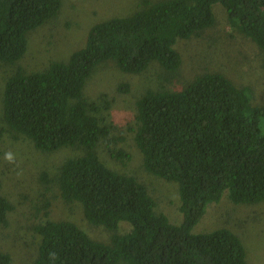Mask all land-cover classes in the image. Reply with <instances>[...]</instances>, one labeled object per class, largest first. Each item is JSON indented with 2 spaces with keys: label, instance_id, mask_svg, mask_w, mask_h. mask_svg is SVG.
<instances>
[{
  "label": "trees",
  "instance_id": "16d2710c",
  "mask_svg": "<svg viewBox=\"0 0 264 264\" xmlns=\"http://www.w3.org/2000/svg\"><path fill=\"white\" fill-rule=\"evenodd\" d=\"M215 4L225 9L229 26L258 47L264 68V0H142L135 12L93 25L84 46L66 62H53L43 72L17 70L7 79L2 116L12 135L43 153L82 150L59 168L62 200L79 203L94 226H131L103 244L74 223L45 221L33 227L40 237L34 264H248L242 241L229 229H192L225 194L235 205L264 201V107L251 104L250 88L206 73L179 91L147 90L137 100L134 143L147 173L177 184L179 225L155 211L144 185L99 160L96 147L110 128L91 114L97 107L82 93L92 70L105 61L126 74H140L152 62L176 72V42L211 28ZM60 6L61 0H0V61L18 62L27 34L54 18ZM108 152L120 163L130 158L122 150ZM41 180L50 182L46 173ZM12 209L0 193V226ZM10 263L0 252V264Z\"/></svg>",
  "mask_w": 264,
  "mask_h": 264
},
{
  "label": "rangeland",
  "instance_id": "374dc122",
  "mask_svg": "<svg viewBox=\"0 0 264 264\" xmlns=\"http://www.w3.org/2000/svg\"><path fill=\"white\" fill-rule=\"evenodd\" d=\"M141 1L61 0L57 15L27 34V49L22 58L14 64L0 61V130H3L0 193L13 206L7 215V224L0 226V252L10 256V264H34L40 237L33 227L48 220L74 223L92 240L103 244H109L113 235H122L131 229L127 222H120L115 230L94 226L85 220L79 203L62 200L56 180L59 168L65 160L82 155V150L65 147L54 153H43L25 137L12 135L3 121L2 98L4 85L15 71L43 72L53 62H66L74 51L84 46L93 25L129 15L138 10ZM212 10L216 21L211 28L176 42L174 47L181 58L176 72L169 73L152 62L140 74H126L113 61H105L92 70L82 92L83 98L97 107L91 114L100 124L110 128L109 137L96 147L99 160L111 170L132 176L144 185L156 203L155 211L166 215L174 225L182 222L178 186L147 173L134 143L137 100L147 90L179 91L198 76L219 73L237 87L248 86L251 104L264 107V68L260 50L229 26L221 5H213ZM122 84L127 86L126 92L119 91ZM261 128L264 132V119ZM109 150H122L130 158L120 163L110 157ZM6 153L12 154V162L5 160ZM43 173L47 174L49 183L41 180ZM219 228L229 229L242 241L248 264H264V201L235 205L225 194L218 203L207 207L192 233L203 234Z\"/></svg>",
  "mask_w": 264,
  "mask_h": 264
},
{
  "label": "clouds",
  "instance_id": "9594fccd",
  "mask_svg": "<svg viewBox=\"0 0 264 264\" xmlns=\"http://www.w3.org/2000/svg\"><path fill=\"white\" fill-rule=\"evenodd\" d=\"M5 160L8 161V162H12L13 160V156L11 153H6L5 154Z\"/></svg>",
  "mask_w": 264,
  "mask_h": 264
}]
</instances>
